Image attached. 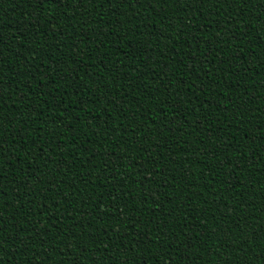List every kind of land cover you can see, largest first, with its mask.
Here are the masks:
<instances>
[{"label":"trees","instance_id":"16d2710c","mask_svg":"<svg viewBox=\"0 0 264 264\" xmlns=\"http://www.w3.org/2000/svg\"><path fill=\"white\" fill-rule=\"evenodd\" d=\"M54 2L0 0V104L14 118L0 216L17 218L0 230V264L250 262L264 246L261 4ZM42 202L47 225L31 215ZM246 214L260 238L241 252Z\"/></svg>","mask_w":264,"mask_h":264},{"label":"snow or ice","instance_id":"6c2138e0","mask_svg":"<svg viewBox=\"0 0 264 264\" xmlns=\"http://www.w3.org/2000/svg\"><path fill=\"white\" fill-rule=\"evenodd\" d=\"M40 4H41V0H39ZM47 0H43V3H42V8L43 6L46 4ZM52 3H55L54 0H51ZM72 0H68V3H71ZM102 2H106L107 4H109V6H112L113 4H115V6L118 8L120 7L122 4H135L137 6H141L142 2H145V0H102ZM146 2L148 4H151L153 5V3H158L161 5V7H163L164 5H166L167 3H169V0H146ZM172 3H177V4H181V7L183 9H186L188 7H192V6H199V5H203V4H213V5H216V6H219V5H223L225 3H240L241 5H248L249 3V0H171ZM255 2L257 3H260L261 4V7L264 8V0H255ZM83 3V0H77V4H81ZM61 7H64L63 6V3H61ZM117 16L119 15H123V13L121 12H118L116 13ZM213 15H216V16H219L221 15L218 11H216L215 8H213ZM177 20L181 19L179 17L176 18ZM231 21V22H230ZM128 23H131V20H128ZM216 24H220L221 21L220 20H216L215 21ZM224 24H235L237 23L236 20L232 19L230 16L225 19L223 21ZM171 26V25H170ZM134 27H138V26H134ZM221 32H223V29H220ZM243 34H246V33H237V32H233L232 33V36L231 38L233 40H236L238 36L240 35H243ZM137 35L139 36L140 33H137ZM163 35V33L161 34ZM181 38H183V34L181 33ZM224 44H227L228 41L225 39L222 41ZM262 44H264V41L261 42ZM194 48H198L199 47V44H195L193 45ZM201 55H203L201 53ZM36 57L34 56L33 59H35ZM233 59H236V60H239L240 59V56L239 55H236L233 57ZM223 63V61L221 62ZM251 63V61H249V64ZM39 67H43L42 64L39 66ZM195 69V64L193 66V70ZM221 70H224V71H228L229 69L227 68H222ZM248 72H251L252 69L251 68H247L246 69ZM137 71V74L139 76V69L137 68L136 69ZM237 75H239V72L237 71ZM258 75V73H257ZM68 79H71V74H69L68 76ZM236 87H239V84L238 82L236 83L235 85ZM40 87L43 88V83L41 82L40 84ZM129 87H131V85H129ZM249 89H245L244 92L241 94V96L239 97V99H243L247 93H248ZM24 99V97H23ZM22 99V100H23ZM247 103V101H245ZM109 103H115L112 99H109ZM189 104H190V101H189ZM116 106H119L118 104H116ZM174 107L179 110V102H177ZM5 109H6V106L4 104H0V193L2 192H5L4 190V185L2 183V181L4 179H6V173L7 171L5 170L6 168H4L2 166V160H3V153H4V142L7 141L8 137L6 138V132H5V128L4 126L7 125L9 127L12 126V123H13V120L14 118L12 117H7L5 115ZM191 110L193 112L197 111L196 108H191ZM252 111H255L256 109H251ZM33 111H35V108H33ZM121 111H123V109H121ZM21 115H23V113H21ZM51 123H55V120L53 119L51 121ZM168 131H171L172 129L171 128H167ZM194 131H198V128H194L193 129ZM145 135H147V133H145ZM42 137H37V139H41ZM209 139H211L209 137ZM22 140H23V137H22ZM33 143L35 144V141H33ZM157 147H159V144H157ZM41 151H46V149H41ZM212 155H215V153H213ZM203 156L205 157H209V153L207 150L203 151ZM215 163V162H214ZM227 165H228V168H233V169H238L240 167V164H233V162L231 160H228L227 161ZM44 167L47 168V163L44 164ZM218 168L222 169L226 176L228 175V171H227V168H224L223 165H217ZM212 175H215V169H213V173ZM225 183H229V181L227 179H225ZM233 183V187L235 186V183ZM61 184H63V181H61ZM70 187H75V184L73 183V185H71ZM49 192H55V189L53 188H49L48 189ZM65 197L67 196V194H63ZM2 196V195H0ZM48 196H44V200L47 201L48 200ZM67 202V201H66ZM149 202L148 200V196L145 195L143 196V199H142V203L143 204H147ZM29 204H33L35 203L34 200H30L28 201ZM45 204L47 205V209H49V205L47 203H40L37 208L39 210V214H37L36 211H32L31 212V215L35 217V219L37 221H39L41 224H49V222H52V221H55L56 217L54 215H51V216H46L45 214ZM53 207H55L57 210L60 209V205L59 204H54ZM157 208H159V205H157ZM132 211H139V209H133ZM14 215H9L7 218H5L4 216H0V230L4 229L5 227V221L6 220H11L12 221V224L11 225H14L15 224V221H16V216H14L15 218L14 219H11V217H13ZM65 219H71L70 216H65L64 217ZM240 221H243V223H240V222H237L236 223V227L240 230V233L243 235L244 239L237 245V248L239 251L241 252H244L245 251V247L250 243V241H253V240H258L260 238V233L257 232L255 229L251 228L250 225L247 223L251 217H249L247 214L244 215L243 217H240L239 218ZM52 227H54L55 225L54 224H51ZM80 227L83 228L84 225L83 223L80 224ZM158 229H159V236L162 238L165 234L163 232V226L162 225H158ZM245 229H248L247 232H245ZM21 231H23V229H21ZM30 233H35V235L37 236H40L41 235V232H38L35 228V226H33L30 230ZM42 234L43 236H48L49 235V231H48V228L46 227L45 229L42 230ZM122 235L121 234V238H122ZM134 235V239L140 243H143V234L140 233V234H133ZM200 233H196V236H199ZM7 240V235H5V232L4 231H0V252H3L2 249H3V246L7 243H5V241ZM170 243V242H169ZM189 243H191V241L187 242L186 244V247L189 246ZM221 248H224V247H227V244H221L220 245ZM215 256V255H214ZM152 259V258H150ZM154 261V264H156L155 262V259H152ZM57 264H61V262H57ZM125 264H128V261L126 260L125 261ZM145 264V262H144ZM245 264H264V246H261L259 251H255L253 256H252V259L251 261H245Z\"/></svg>","mask_w":264,"mask_h":264}]
</instances>
